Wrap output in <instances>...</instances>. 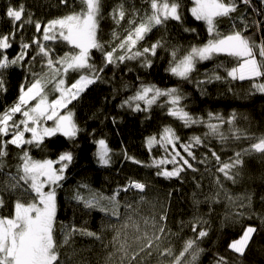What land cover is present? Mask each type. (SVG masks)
I'll use <instances>...</instances> for the list:
<instances>
[{
  "label": "trees",
  "instance_id": "trees-1",
  "mask_svg": "<svg viewBox=\"0 0 264 264\" xmlns=\"http://www.w3.org/2000/svg\"><path fill=\"white\" fill-rule=\"evenodd\" d=\"M179 3L182 21L170 19L153 27L136 46L142 50L160 41L162 46L157 54L147 56L152 60L151 67L143 66L144 58L106 65L100 50L91 51L90 63L103 71L99 72L100 79L66 109L73 113L79 129L75 138L58 133L45 138L39 147L17 148L7 144L4 148L7 155L0 158V200L3 201L0 218H14L17 204L21 205L19 211L23 215L26 207L36 203L35 194L22 181L19 187H10L13 177L18 175L25 150L35 160L56 161L63 152L73 154L65 179L56 187L57 211L51 231L56 260L52 264H216L219 257H224L227 264H264V153L252 151L243 156V165L232 170L235 183L218 173L212 156L214 151L222 161H227L264 137V93L253 87L264 83V77L232 80L227 77V70L237 66L238 61L223 54L196 63L187 80L172 75L168 69L175 62L190 53L192 47L203 46L212 38L206 22L197 21L191 14L193 0H179ZM235 3V13L215 18L217 32L222 36L241 31L256 43L257 58L264 59L259 56V45L264 38V2L251 0L250 5H245L235 0ZM21 4L26 13L23 19H28L30 14L32 23L24 24L22 29L17 24L14 29L5 12L9 5ZM150 4L151 0H101L97 38L105 51L126 38L134 28L130 21L138 25L152 14ZM121 5L125 17L117 24L113 10ZM83 11H86L83 0H0V36L9 35L12 45L3 51L9 59L22 51L26 53L19 64L4 71L7 91L0 92V114L17 102L21 85L27 87L33 73L47 74L46 93L50 101L59 96L54 86L61 77L54 69L60 65L47 69L42 68L39 56L33 61L38 51L33 41L45 44L54 58L77 52L61 40L43 41V28L51 20ZM257 21L261 25L259 29ZM37 22L41 24L40 32L35 28ZM25 43L30 45L28 49L22 48ZM119 54L124 52L117 48L115 55ZM60 71L65 87H70L80 75L90 74L70 70L64 75L62 68ZM216 75L221 79L216 80ZM201 81L205 83L201 85ZM142 84L162 90L178 89L183 97L180 107L203 122L185 127L183 121L168 114L172 107L168 97H160L147 111L121 107ZM140 104L143 109L144 103ZM209 113L213 114L212 119ZM21 118L20 114L15 116L16 120ZM230 119L232 124L227 123ZM209 123L219 126L223 140L211 133ZM165 127L172 128L179 137L176 151L189 159L196 171L184 166L186 170L179 177L165 179L156 175L160 169L154 166V161L171 159L173 149L167 145L166 150L157 144L149 150L146 140L150 136L159 140ZM194 136L200 137L202 144L191 149L196 156L193 161L180 145L188 144ZM0 139L7 141L11 135ZM100 139H105L111 150L109 166H101L96 158V142ZM201 160L206 162L200 163ZM173 167L161 166L168 170ZM130 180L142 182L146 189L128 188ZM77 194L82 200L75 198ZM89 200L94 203L86 207ZM193 224H197L196 232L192 230ZM249 226L257 231L245 253L241 256L232 252L228 245ZM200 230L207 231V236L199 238ZM189 240L194 241L191 248L187 247Z\"/></svg>",
  "mask_w": 264,
  "mask_h": 264
},
{
  "label": "snow or ice",
  "instance_id": "snow-or-ice-1",
  "mask_svg": "<svg viewBox=\"0 0 264 264\" xmlns=\"http://www.w3.org/2000/svg\"><path fill=\"white\" fill-rule=\"evenodd\" d=\"M83 2L86 5V11L49 21L43 28L42 37L43 41H64L78 51L66 52L64 56L54 58L52 52L45 44L34 40L33 43L37 45L38 51L36 56L32 57V60L35 61L36 57L39 56L43 61L42 68L47 69H54L55 65H60L64 75L70 70L84 71L90 74L80 75L79 79L72 83L70 87H65V79L61 76L60 68H55V74L61 77L56 80L54 86V91L58 92L59 96L49 102L46 93V87L49 83L46 78L47 74L33 73L32 82L27 87L21 85L17 102L0 114V137L11 135V139L7 141L0 139V158L7 155L4 150L7 144L14 145L17 148H22L25 145H36L39 147L45 138L53 137L58 133L69 139L77 136L79 129L73 121V113L68 111L62 115L59 110L68 108V105L77 100L89 85L100 79L99 72L103 71V69H97L90 63L93 49L100 50L103 53L106 65L144 58L143 66L151 67L152 60L148 59L147 56L151 54L154 57L157 54V49L162 46L160 41L150 47H143L142 50L136 48L138 42L144 40L147 33L157 25H163L170 19L178 22L182 21V15L179 11L181 7L179 0H172L171 3H169V0H164L163 3H159L158 0H151L152 14L143 19L138 25H135L134 21H130V23L134 24V28L128 32L126 38L121 40L112 50L105 51L104 45L97 38L101 0H83ZM241 2L245 5L251 4V0H241ZM193 4L194 6L190 9L192 16L197 21L206 22L208 33L212 38L202 47H192L190 53L175 62L168 71L174 76L187 80L195 70L197 61H207L212 59L214 55L223 54L234 57L238 61L237 66L227 70V77L232 80L245 81L264 77V59L257 60L254 54V49L257 48L255 42L250 41V38L245 37L241 31H233L230 34L221 36L216 30L215 18L228 17L237 11L235 0H229V2H225V0H193ZM5 15L11 20L14 29L17 24L22 29L24 24L32 23L30 14L28 19H23L26 15L23 4L19 5V7L9 5ZM124 17L123 5L113 10V19L116 20L117 24ZM241 19L243 22V17ZM255 23L259 29L261 26L260 22L257 21ZM247 27L248 25L245 23V28ZM35 28L37 32H40L41 24L39 22L35 23ZM185 31H188V29H185ZM11 35H14V32ZM113 35L115 36L116 34L113 33ZM9 40V35L0 36V92L7 91L4 71L19 64L26 54L22 51L16 58L9 59L3 51L12 46ZM29 46V44L25 43L22 48L28 49ZM117 48L123 50L124 54L115 55ZM133 49L136 50L133 51ZM173 56H175V53H173ZM259 56L264 58V38H262L259 45ZM214 78L216 80L221 79L219 75ZM204 83V81L200 82L201 85ZM253 87L258 92L264 93V83L253 84ZM160 97L169 98L168 103L172 107L168 109V114L183 121L185 127L203 122L200 119H194L188 111L180 107L183 97L176 88L162 90L155 85L142 84L133 96H129L123 102L121 107L127 105L133 111H147ZM31 101H35V104L30 106ZM140 102L145 105L143 109ZM17 114H20L22 118L16 120L15 116ZM208 115L209 119L213 118L212 113ZM216 119L220 120L221 118L216 117ZM48 121H52L53 126H44ZM227 123L232 124L233 120L230 119ZM208 128L212 134L218 135L221 140L225 138L219 131L218 125L209 123ZM26 133L31 134L30 138L25 139ZM237 139H239V136H237ZM178 140L179 137L170 127L163 129L159 140L155 136L147 138L146 144L149 150L157 144L166 150L167 145H171L173 149L174 154L171 155V159L162 158L159 161H154V166L160 169L156 173L158 177L165 179L179 177L186 170L184 166L192 171L197 170L189 162V159L181 155L179 151H176V142ZM96 143L98 147L95 155L98 163L101 166H109L111 163V150L106 140L100 139ZM201 144V138L194 136L188 144H181L180 147L194 161L196 156L191 149ZM252 151L264 153V137H260L258 142L252 143L250 148L245 149L243 152H236L234 157H230L227 161H222L221 157L213 151L212 156L217 162L218 173H222L227 180L235 183V176L232 170L241 167L243 165V156ZM177 157H179V160H177ZM73 159L71 152H63L56 161L51 159L35 160L29 155L28 151L25 150L23 152L21 157L22 164L18 168V175L13 177L14 182L10 187L13 189L17 188L22 181L25 185H28L37 199L33 206L25 208L23 215L19 211L21 205L17 204L14 218H0V264H39L42 258L49 257L52 261L56 260V256L51 254L52 244L50 242L46 243L43 238L34 247L28 249L22 246L17 247V240L22 237L23 233H18L16 229L20 227L21 223L25 226L24 230H27L31 221L35 220L43 225L50 219H54L57 197L56 187L65 179V173ZM180 161H182V164H180ZM205 162V160L200 161V163ZM137 163L139 162L137 161ZM55 164L60 165L58 169L54 167ZM166 164L174 165V167L171 170L161 168L162 165ZM217 181L219 182V179ZM128 185L141 190L146 187L142 182L138 183L134 180H130ZM46 188L48 189L47 191H45ZM124 190L127 191V188L125 187ZM119 191L120 189H117V192ZM75 198L82 200L79 194ZM92 203L94 201L89 200L85 203V206L88 207ZM2 206L3 201L0 200V207ZM192 230L193 232L197 231V224L192 225ZM256 231L257 229L251 226L245 228L242 235L234 239L228 245V248L232 252L243 256ZM207 234V231L200 230L198 237L203 238ZM193 242V240H189L187 247L191 248ZM195 258L194 255L193 259ZM216 264H227V260L224 257H219Z\"/></svg>",
  "mask_w": 264,
  "mask_h": 264
},
{
  "label": "rangeland",
  "instance_id": "rangeland-1",
  "mask_svg": "<svg viewBox=\"0 0 264 264\" xmlns=\"http://www.w3.org/2000/svg\"><path fill=\"white\" fill-rule=\"evenodd\" d=\"M193 6H194V4H193ZM199 47H202V46H199ZM256 58H257V56H256ZM257 60H259V59L257 58ZM198 62H201V61H197V63ZM49 102H50V100H49ZM34 104H35V101H31L30 102V106L34 105ZM66 109H60L59 110L60 114H62V115L66 114L67 113ZM44 126H49V127L53 126V122L52 121H48ZM30 136H31L30 133H26L25 134V139L30 138ZM97 147H98V145H97ZM170 147L172 149L171 145H170ZM138 183H141V182H138ZM130 187H133V186H130ZM145 189H146V187L143 188V190H141L139 188H135L134 190L135 191H144ZM56 200H57V197H56ZM56 211H57V204H56V207H55L54 219H50L49 221L45 222L43 225L39 224L38 221L34 220V221L30 222L28 229L24 230L25 226H24L23 223H21L20 230L16 229V231L18 233H21V232L23 233L22 237L17 240V247H21L22 246V247H24L26 249L34 247V246H36L38 244V242H39V240L41 238H43L46 243L50 242L52 244V247H53V237L51 235V231H52V228H53V225H54V221H55V218H56ZM251 227H254V226H251ZM51 254H53V253H51ZM39 264H52V260H51L50 257L49 258H42L39 261Z\"/></svg>",
  "mask_w": 264,
  "mask_h": 264
},
{
  "label": "built area",
  "instance_id": "built-area-1",
  "mask_svg": "<svg viewBox=\"0 0 264 264\" xmlns=\"http://www.w3.org/2000/svg\"><path fill=\"white\" fill-rule=\"evenodd\" d=\"M128 188L133 189V190L135 189L134 187H130V186H128Z\"/></svg>",
  "mask_w": 264,
  "mask_h": 264
}]
</instances>
